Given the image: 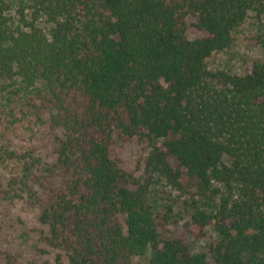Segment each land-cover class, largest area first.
Listing matches in <instances>:
<instances>
[{
	"label": "trees",
	"instance_id": "1",
	"mask_svg": "<svg viewBox=\"0 0 264 264\" xmlns=\"http://www.w3.org/2000/svg\"><path fill=\"white\" fill-rule=\"evenodd\" d=\"M250 14L264 45V0H0V144L53 136L0 150V200L35 209L48 264H206L162 187L215 232L211 264H264V61L207 67ZM132 140L150 150L129 171L112 149Z\"/></svg>",
	"mask_w": 264,
	"mask_h": 264
},
{
	"label": "rangeland",
	"instance_id": "2",
	"mask_svg": "<svg viewBox=\"0 0 264 264\" xmlns=\"http://www.w3.org/2000/svg\"><path fill=\"white\" fill-rule=\"evenodd\" d=\"M264 20V19H263ZM262 21L250 14L246 21L235 31L232 45L224 51L216 52L207 59L210 71H226L239 73L247 69L254 60L264 61V45L256 42L255 36L261 28ZM198 32L190 31L189 38L200 36ZM0 107L1 97H0ZM39 135V134H38ZM31 138H11L8 142H1V149L22 154L29 149L35 153L48 152L51 148L53 136L44 134ZM150 146L145 141L132 140L116 143L112 154L117 157L121 166L129 171L136 169V161L146 155ZM17 159H9L0 151V182L5 185L10 177L17 172ZM162 194L173 204V222L168 228L183 236L194 253H206L207 262L211 264L208 254L209 244L216 238L215 232L208 228L204 237L198 238L189 223V215L183 206L179 193L167 187H162ZM0 264H48L55 260L59 250L48 248L43 236L47 228L37 219L35 209L28 208L23 201L8 202L0 200ZM62 260L65 255L60 254ZM151 250L148 249L142 257L133 259V264H147Z\"/></svg>",
	"mask_w": 264,
	"mask_h": 264
}]
</instances>
